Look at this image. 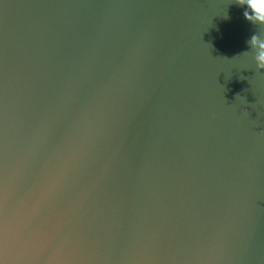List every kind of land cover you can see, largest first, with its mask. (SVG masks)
<instances>
[{"label":"water","instance_id":"1","mask_svg":"<svg viewBox=\"0 0 264 264\" xmlns=\"http://www.w3.org/2000/svg\"><path fill=\"white\" fill-rule=\"evenodd\" d=\"M245 10L0 0V264H264Z\"/></svg>","mask_w":264,"mask_h":264},{"label":"clouds","instance_id":"2","mask_svg":"<svg viewBox=\"0 0 264 264\" xmlns=\"http://www.w3.org/2000/svg\"><path fill=\"white\" fill-rule=\"evenodd\" d=\"M240 6H246L244 18L254 25L264 26V0H236ZM250 49L254 52V60L258 70H264V39L253 34L249 40ZM247 54V52L243 53Z\"/></svg>","mask_w":264,"mask_h":264}]
</instances>
